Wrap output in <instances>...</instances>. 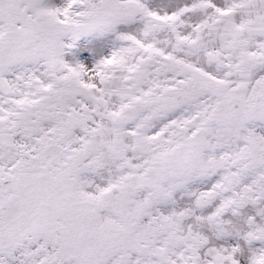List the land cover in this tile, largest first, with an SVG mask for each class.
I'll return each mask as SVG.
<instances>
[{
    "label": "snow or ice",
    "instance_id": "snow-or-ice-1",
    "mask_svg": "<svg viewBox=\"0 0 264 264\" xmlns=\"http://www.w3.org/2000/svg\"><path fill=\"white\" fill-rule=\"evenodd\" d=\"M0 264H264V0H0Z\"/></svg>",
    "mask_w": 264,
    "mask_h": 264
}]
</instances>
